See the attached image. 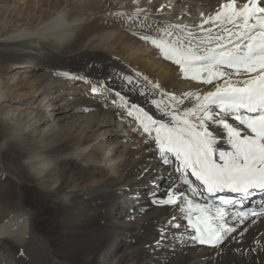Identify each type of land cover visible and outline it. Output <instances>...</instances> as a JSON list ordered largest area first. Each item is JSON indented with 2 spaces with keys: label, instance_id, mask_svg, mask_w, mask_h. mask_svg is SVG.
<instances>
[{
  "label": "bare ground",
  "instance_id": "6f19581e",
  "mask_svg": "<svg viewBox=\"0 0 264 264\" xmlns=\"http://www.w3.org/2000/svg\"><path fill=\"white\" fill-rule=\"evenodd\" d=\"M223 2L44 0L51 6L48 16L8 15L4 22H12L14 30L1 22L0 12L1 84L15 65L29 77L48 73L20 82L26 92L1 86L2 101L30 108L44 95L50 110L67 116L91 110L68 127L51 129L50 142L47 132L37 134V141L30 134L38 129L31 113L28 132L9 128L0 116V264H264V217L240 224L231 219L237 211L228 210L227 224L236 231L214 249L189 238L178 208L152 204L153 194L163 198L168 187L184 186L174 167L159 160L154 143H145L147 134L115 95L160 118L154 102H171L161 93L207 90L210 86L184 79L178 66L141 37L160 39L171 25L199 35L202 14L207 18ZM137 7L143 9L139 14ZM85 79L104 81L111 91L93 94ZM65 98L69 105L58 103ZM189 106L187 100L180 105ZM43 107L36 109L44 112ZM121 141L127 150L114 175L94 172L105 156L118 153ZM219 147L227 150L223 141ZM173 216L183 227H170L161 238V225Z\"/></svg>",
  "mask_w": 264,
  "mask_h": 264
},
{
  "label": "snow or ice",
  "instance_id": "6c2138e0",
  "mask_svg": "<svg viewBox=\"0 0 264 264\" xmlns=\"http://www.w3.org/2000/svg\"><path fill=\"white\" fill-rule=\"evenodd\" d=\"M133 3L138 5L139 0ZM141 11L137 7L136 14ZM198 28L199 35L171 25L161 30L160 39H141L178 66L184 79L210 86L207 90L180 96L161 93L171 102H154L160 118L136 104L129 107L120 93L115 95L120 107L147 134L145 143H154L159 160L174 167L184 186L168 187L163 198L153 194L152 204L178 208L186 230H190L189 238L216 249L236 231L227 224L228 209L236 201L223 196L213 201L212 197L228 192L243 203L256 193H264V0H225L214 14L207 18L202 14ZM127 80L131 83L130 77ZM85 83L93 94L111 91L104 81L85 79ZM186 100L191 106L181 108ZM222 141L227 150L219 147ZM253 217H264V206L231 214L240 224ZM176 219L173 216L161 225V238L168 228L183 227Z\"/></svg>",
  "mask_w": 264,
  "mask_h": 264
},
{
  "label": "rangeland",
  "instance_id": "374dc122",
  "mask_svg": "<svg viewBox=\"0 0 264 264\" xmlns=\"http://www.w3.org/2000/svg\"><path fill=\"white\" fill-rule=\"evenodd\" d=\"M44 0H0V12H2L3 18H2V23L3 24H7L10 27H13L12 29H16V27H14L15 25L11 22V23H5L4 21L6 20V18L8 17V15H13L16 14L17 16H26V17H30L33 14H36L38 16L41 15H46L48 16L51 13V6H48L49 3H44L46 5L43 4ZM18 24V23H15ZM18 65H15L12 69H10L7 73H5L4 75V79L2 80V84H1V80H0V94L2 93V91H4L5 89H2L1 86L6 87L8 86H13V89L15 88L18 93L21 92H26L29 89H21V87H19V83L20 82H26L28 80H32L35 79V77L37 75H45L48 76V73H45L44 71H37L34 76L29 77L30 74H21L18 70ZM21 80V81H20ZM18 84V85H16ZM15 85V87H14ZM78 87V85H76ZM31 90V89H30ZM0 116L5 120V125H7L9 128L11 129H18L21 130L22 128L24 130L31 131L32 126H30L29 124H27V119L26 116L27 114H30V118H31V123H36V127L37 132L36 133H30V134H34V138L37 141L38 138H36L37 134L41 133L42 131L47 132V134H49L48 138H47V142L52 141L53 136L51 135L53 130H57L59 128H65L70 126L69 123L74 122L77 120L78 116H85L87 114H89L91 112V110H77V112H74L72 114H70L69 116L65 115L66 113H59V111H57L56 109L53 108V110H50L52 108V106H49L48 103H46V99L44 101H42V99L44 98V95H40L37 100L36 103L30 107V108H26L25 105H20L18 103H7L5 101H2V95H0ZM67 100V101H66ZM46 103V104H45ZM59 104L64 103L65 105H69L68 103V99L65 98V102H58ZM9 104V105H8ZM40 105H44V112H38L39 110H37L36 108L39 107ZM55 108L57 106H54ZM20 114V117L18 118V115ZM26 114V115H25ZM62 116L61 119H54L56 116ZM65 116V117H64ZM42 118V121L38 122V119ZM18 119V120H17ZM19 119H20V124H19ZM22 123V124H21ZM18 125V127H17ZM53 127V128H52ZM117 128V124H114L112 126V129H116ZM53 129V130H51ZM51 130V131H49ZM106 136V135H105ZM122 147H119L117 149L118 153L116 155H113L112 153H110L108 156L104 157V162H102V164L98 165V169L94 172H100V174H113L114 175V168L116 166V164H118L119 162H121V160H123L124 158V152L127 150V143L124 141H121V145ZM106 148V146L104 147H99V152H103L104 149ZM107 149H111V146H107ZM122 156V157H121ZM121 157V158H120ZM113 163V164H112ZM101 168V169H100ZM131 203V202H130ZM134 205V204H132ZM115 219V216L113 217L112 221ZM98 261L103 263L104 259L102 256H99Z\"/></svg>",
  "mask_w": 264,
  "mask_h": 264
}]
</instances>
